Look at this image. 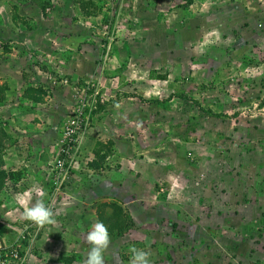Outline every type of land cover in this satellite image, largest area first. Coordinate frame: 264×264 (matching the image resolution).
I'll return each instance as SVG.
<instances>
[{
  "label": "rangeland",
  "instance_id": "374dc122",
  "mask_svg": "<svg viewBox=\"0 0 264 264\" xmlns=\"http://www.w3.org/2000/svg\"><path fill=\"white\" fill-rule=\"evenodd\" d=\"M82 1L0 0L11 264H85L104 203L135 223L105 264L132 246L151 264H264V0ZM37 199L54 224L23 218Z\"/></svg>",
  "mask_w": 264,
  "mask_h": 264
},
{
  "label": "clouds",
  "instance_id": "9594fccd",
  "mask_svg": "<svg viewBox=\"0 0 264 264\" xmlns=\"http://www.w3.org/2000/svg\"><path fill=\"white\" fill-rule=\"evenodd\" d=\"M43 196V193H39ZM29 196V192L23 193L17 199L23 204L24 197ZM53 209L46 205L43 199H37L31 207H25L23 218L38 225L54 224ZM86 241L91 245L90 251L87 253L85 264H105L104 252L110 245V234L106 225L97 222L91 226V230L87 232ZM131 256L129 264H151L149 259L150 253L135 246L129 249Z\"/></svg>",
  "mask_w": 264,
  "mask_h": 264
},
{
  "label": "trees",
  "instance_id": "16d2710c",
  "mask_svg": "<svg viewBox=\"0 0 264 264\" xmlns=\"http://www.w3.org/2000/svg\"><path fill=\"white\" fill-rule=\"evenodd\" d=\"M81 1V6L84 9L91 8L93 5L90 3H85L84 1ZM5 91V90H4ZM4 93V92H1ZM38 95L40 97H37V95H33L31 100L35 104L42 103V95H45V91L37 90ZM5 133L0 131V144L2 143V140H4ZM9 135H6L5 137H8ZM98 162L94 161L90 164V167L93 169H96L99 167L100 159L101 161L104 159V157H100V153H97ZM3 165V163H2ZM1 166V162H0ZM6 184V175L2 170H0V193L3 191ZM98 218L99 222H102L106 225L108 228L110 236H117V237H123L128 233L130 230H132L135 226L134 220L132 216L124 210V208L119 205V203H104L99 207L98 210ZM75 262V258H63L64 264H73Z\"/></svg>",
  "mask_w": 264,
  "mask_h": 264
},
{
  "label": "built area",
  "instance_id": "2783aa9c",
  "mask_svg": "<svg viewBox=\"0 0 264 264\" xmlns=\"http://www.w3.org/2000/svg\"><path fill=\"white\" fill-rule=\"evenodd\" d=\"M17 250L13 246L7 247V244H3L0 240V264H11L18 258Z\"/></svg>",
  "mask_w": 264,
  "mask_h": 264
},
{
  "label": "crops",
  "instance_id": "0c3cea01",
  "mask_svg": "<svg viewBox=\"0 0 264 264\" xmlns=\"http://www.w3.org/2000/svg\"><path fill=\"white\" fill-rule=\"evenodd\" d=\"M29 103H33V102H29ZM34 104V103H33ZM41 135V137L39 138L40 140H42L43 138H44V136H42L43 134H38V136H40ZM12 160V159H11Z\"/></svg>",
  "mask_w": 264,
  "mask_h": 264
}]
</instances>
